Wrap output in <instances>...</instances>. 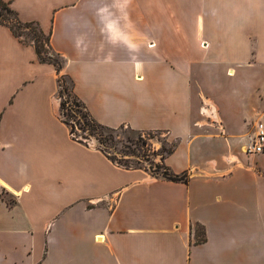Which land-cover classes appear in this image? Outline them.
I'll list each match as a JSON object with an SVG mask.
<instances>
[{
  "label": "crops",
  "instance_id": "1",
  "mask_svg": "<svg viewBox=\"0 0 264 264\" xmlns=\"http://www.w3.org/2000/svg\"><path fill=\"white\" fill-rule=\"evenodd\" d=\"M5 1L63 63L0 25V264H264V150H243L264 112V0ZM60 73L100 124L167 133L186 181L72 139Z\"/></svg>",
  "mask_w": 264,
  "mask_h": 264
},
{
  "label": "trees",
  "instance_id": "2",
  "mask_svg": "<svg viewBox=\"0 0 264 264\" xmlns=\"http://www.w3.org/2000/svg\"><path fill=\"white\" fill-rule=\"evenodd\" d=\"M0 25L9 28L11 33L19 39L23 44L32 46L36 58L39 62L51 64L57 73L60 72L62 64L59 60L62 57L53 51L50 45V35L45 33L36 21H22L18 17L17 12L10 6L9 2L0 0ZM63 62V61H62ZM64 76L69 79L67 75ZM71 87L68 88L62 78L57 77V98L59 101L58 114L60 120L68 128L72 139L88 144L87 140L90 136L97 138L96 148L100 150L112 163L125 169L146 168L139 165L138 156L144 157L146 154H138L135 149H131L128 145L117 139V130L124 126L111 128L97 122L88 112L85 104L73 92L72 82ZM64 110H67L65 113ZM160 131V130H156ZM139 132V131H138ZM141 132V131H140ZM146 145V144H145ZM123 154H132L137 157L135 163H121L115 159L108 151L117 149ZM143 148V147H142ZM175 144L163 149L160 155V163L158 166L162 169L161 175L172 181H186V174H174L163 163V159L174 151ZM145 158V157H144ZM157 167V165H155ZM148 171V170H146ZM152 175V173L149 172ZM195 241L202 242L204 240L203 228L195 227Z\"/></svg>",
  "mask_w": 264,
  "mask_h": 264
},
{
  "label": "rangeland",
  "instance_id": "3",
  "mask_svg": "<svg viewBox=\"0 0 264 264\" xmlns=\"http://www.w3.org/2000/svg\"><path fill=\"white\" fill-rule=\"evenodd\" d=\"M61 64L63 63L59 57ZM58 78H62L65 82V85L70 88L71 83L69 79H67L63 73L58 74ZM232 94V92H230ZM230 107V106H226ZM66 113L67 110H64ZM264 112H258L256 118L252 121L251 127H249V131L246 134V141L243 144V147L249 142L250 138L253 136L255 124L258 120H261V115ZM213 127V126H212ZM217 128V126H216ZM117 139L123 142L125 145H128L131 149H135L138 154H146L144 157L138 156L139 165L146 168L148 172L152 173L153 177H157L161 175L162 169L158 166L160 163V155L163 154L162 150L167 149L169 146L175 144V140H173L167 133L164 131H135L131 130L127 127H122L117 130ZM88 144L96 147L97 138L94 136H90L87 140ZM146 144V145H145ZM143 147V148H142ZM117 149L109 150V153L115 157V159L121 163H135L138 159L132 154H123ZM247 161H252V158L248 156ZM157 165V167H155Z\"/></svg>",
  "mask_w": 264,
  "mask_h": 264
},
{
  "label": "built area",
  "instance_id": "4",
  "mask_svg": "<svg viewBox=\"0 0 264 264\" xmlns=\"http://www.w3.org/2000/svg\"><path fill=\"white\" fill-rule=\"evenodd\" d=\"M201 114L210 118L212 115L210 106L205 105L201 108ZM244 152L248 155H256L264 150V115L263 119L258 120L255 124L253 136L244 146Z\"/></svg>",
  "mask_w": 264,
  "mask_h": 264
}]
</instances>
